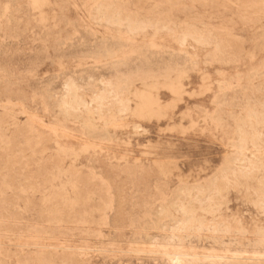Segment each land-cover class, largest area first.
<instances>
[{
    "label": "rangeland",
    "instance_id": "rangeland-1",
    "mask_svg": "<svg viewBox=\"0 0 264 264\" xmlns=\"http://www.w3.org/2000/svg\"><path fill=\"white\" fill-rule=\"evenodd\" d=\"M176 252L264 264V0H0V264Z\"/></svg>",
    "mask_w": 264,
    "mask_h": 264
},
{
    "label": "bare ground",
    "instance_id": "bare-ground-1",
    "mask_svg": "<svg viewBox=\"0 0 264 264\" xmlns=\"http://www.w3.org/2000/svg\"><path fill=\"white\" fill-rule=\"evenodd\" d=\"M99 10H100V7H99ZM102 10V9H101ZM100 10V11H101ZM100 13V12H99ZM102 13V12H101ZM104 13V12H103ZM107 20V19H106ZM131 25V24H130ZM131 27V26H130ZM136 28H137V26H135ZM133 28V27H132ZM130 30H131V28H130ZM18 246V245H17ZM16 251V250H15ZM176 251V250H175ZM184 251V250H183ZM186 252V251H185ZM189 252V251H188ZM191 253V252H190ZM162 255H165L164 253L162 254ZM185 255H187V254H185ZM184 255V256H185ZM194 256V255H193ZM167 257V256H166ZM204 257H208L207 255H205ZM209 257H211V256H209ZM213 257V256H212ZM222 257H224V256H222ZM216 258H218V257H216ZM219 258H221V257H219ZM226 258H228V257H226ZM233 258H235V257H233L232 256V259ZM222 259V258H221ZM230 259H231V257H230ZM236 259V258H235ZM235 259H233V260H235ZM238 259V258H237ZM236 259V260H237ZM241 259H243V258H241ZM248 259V258H247ZM256 259V258H255ZM168 263H170V264H184V258H183V254L182 253H180V252H176V253H168ZM239 260V259H238ZM245 260V259H244ZM164 261V260H163ZM240 261V263H241V261L242 260H239ZM238 261V262H239ZM246 261V260H245ZM167 263V264H168ZM223 263H225V262H223ZM233 263V262H232ZM248 262H246L245 264H247ZM195 264V263H194ZM241 264H243V263H241ZM255 264V263H254Z\"/></svg>",
    "mask_w": 264,
    "mask_h": 264
}]
</instances>
